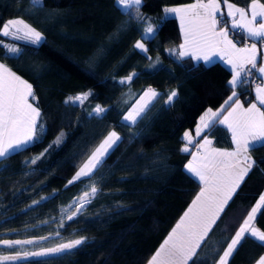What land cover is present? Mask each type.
I'll return each mask as SVG.
<instances>
[{"label":"trees","instance_id":"trees-1","mask_svg":"<svg viewBox=\"0 0 264 264\" xmlns=\"http://www.w3.org/2000/svg\"><path fill=\"white\" fill-rule=\"evenodd\" d=\"M189 1L143 0L142 13L155 23L165 15L166 6ZM230 2L247 7L250 0ZM45 3L43 13L29 15L24 11L29 0H0V27L19 17L45 37L44 43L32 46L0 35V40L24 49L19 58H6L0 47V62L33 85L36 99L30 101L38 105L46 128L42 139L27 150L0 158V239L48 237L16 249L0 245V255L38 251L80 237H86L87 243L71 253L3 264H147L200 190L198 179L184 168L190 155L180 151L185 143L182 137L194 128L205 109L218 107L230 94L229 68L221 61L208 65L188 58L177 62L169 56L166 49L177 48L181 40L175 17L169 16L158 37L146 43L148 55L153 60L159 56L162 63L153 70L151 61L133 48L141 38L138 23L133 21L126 30H119L128 18L116 8L115 0ZM133 72L138 75L130 84L118 83ZM148 87L164 99L154 103L137 125L125 127L122 116ZM172 90L179 95L167 107L164 100ZM238 91L243 99H251L252 89ZM83 92L92 93L83 105L64 103L69 96ZM96 105L108 111L101 117H89L87 113ZM111 129L123 142L94 178L101 192L76 220L68 221L74 200L88 190L90 182L85 179L65 185ZM61 132L63 142L48 148ZM211 135L217 146H231L223 127L217 125ZM251 155L257 165L209 234L206 254L210 249L223 251L264 192V148ZM35 157L40 158L30 163ZM254 226L264 230V214H258ZM263 254L264 246L248 238L229 264H256ZM207 264H213L211 256Z\"/></svg>","mask_w":264,"mask_h":264},{"label":"snow or ice","instance_id":"snow-or-ice-1","mask_svg":"<svg viewBox=\"0 0 264 264\" xmlns=\"http://www.w3.org/2000/svg\"><path fill=\"white\" fill-rule=\"evenodd\" d=\"M223 4L226 13L222 10L221 0H195L188 5L165 8V15L153 23L150 17L142 13L143 0H115L116 8L128 18L119 30H126L133 21L138 23L140 27L137 30L141 31V38L135 42L133 48L151 61L149 67L153 70L161 68L162 63L159 56L153 60L148 55L149 48L146 43L154 41L169 16L174 15L179 19L183 42L178 48L166 49L169 56L177 62L188 58L194 61L202 60L208 65L215 63L214 58H218L230 66L231 74L228 81L231 94L224 103L216 110L208 108L204 111L199 117L195 135L190 131L183 134L182 141L185 143L180 151L191 156L184 168L193 178L198 179L201 184L200 191L156 252L148 259L147 264H207L209 256L212 257L213 264H229L230 258L244 240L252 238L264 246V230L253 225L258 214H264V194H261L243 223L227 240L223 251L210 249L207 254L204 251L209 234L214 232V227L218 226L217 222L222 218V213L229 206L234 194L257 165L251 153L264 148V64L258 66L257 61V44L264 45V3L250 0L248 10L238 7L230 0H223ZM45 6V0H29V7L24 11L29 15L40 14ZM230 30L241 35L245 41H251V44L238 47L229 36ZM0 35L10 37L12 41H24L32 46L45 42L43 32L23 18L5 22L0 27ZM0 47L4 49L3 55L6 58H19L24 51L15 43L3 40H0ZM137 75L135 72L130 73L118 83L130 84ZM254 77L261 80V83L254 86L256 102H248L245 107V103L240 99L242 91L238 89L246 91L252 88ZM91 95V92H83L74 97L69 96L64 103L81 106ZM178 95L176 90L168 93L164 100L165 106L170 107ZM29 98L33 101L36 99L33 85L0 63V158L7 159L13 154L27 150L29 145L39 142L46 133L41 111L38 105L33 106V103L29 102ZM160 99H164L160 92L152 87L145 89L123 115L124 126L131 128L137 125ZM106 111L108 109L96 105L87 115L101 117ZM217 125L225 126L231 133L234 144L232 150L212 147L213 141L209 136ZM63 137L64 133L61 132L48 148L58 147L63 142ZM122 142L123 137L117 131H109L72 179L67 181L65 187L85 179L90 182L88 190L74 200L75 208L67 216L68 221L76 220L101 192L94 178ZM48 148L44 151L47 152ZM190 148H195L196 151L192 152ZM43 155L44 153H41V156ZM39 158L31 159L30 163L35 164ZM33 203L38 204L39 201ZM64 226L62 221L60 227ZM55 235L60 236L61 233L56 232ZM47 239V236L27 240L0 239V245L16 249V246L32 245L38 243V240ZM85 243L87 238L80 237L38 251L16 250L14 255H0V264L29 257L71 253ZM258 264H264V256L259 259Z\"/></svg>","mask_w":264,"mask_h":264},{"label":"crops","instance_id":"crops-1","mask_svg":"<svg viewBox=\"0 0 264 264\" xmlns=\"http://www.w3.org/2000/svg\"><path fill=\"white\" fill-rule=\"evenodd\" d=\"M195 2V0H191V1H189V2H187V3H183V4H178V5H171V6H166L165 8H169V7H179V6H183V5H188V4H191V3H194ZM249 5H250V3L248 4V6L247 7H242V6H238V7H241V8H244V9H246V10H248L249 9ZM221 7H222V10H224L225 11V13H226V7L224 6V4H223V0H221ZM164 8V9H165ZM165 14V13H164ZM172 17H175L174 15H171ZM176 18V17H175ZM249 18H250V16H249ZM177 19V22H178V25H179V28H180V22H179V19L178 18H176ZM180 32H181V29H180ZM231 32H233L232 30H230V32H229V36H230V33ZM230 38H232L233 40H234V42H236L237 43V46L238 47H244L246 44H248V45H250L251 44V41H249V43H247L244 39H243V37L241 36V35H238V34H236L234 37H231L230 36ZM183 42V35H182V32H181V40H180V42H179V44H178V46L181 44ZM178 48V47H177ZM257 48H258V55H257V61H258V66H260L261 64H264V45H260V44H257ZM215 59V61H221V60H219L218 58H214ZM202 61V60H201ZM204 62V61H203ZM221 62H223V61H221ZM1 63V62H0ZM206 63V62H205ZM224 63V62H223ZM225 64V63H224ZM226 65V64H225ZM228 68L230 67V66H228V65H226ZM231 78V77H230ZM230 80V79H229ZM230 94H231V92H230ZM229 94V95H230ZM228 95V96H229ZM227 96V97H228ZM227 99V98H226ZM225 99V100H226ZM240 99H241V101L242 102H244L245 103V107H247V105H248V102H256L255 101V92H254V89H253V93H252V95H251V99L247 102V101H245L242 97H240ZM224 100V101H225ZM224 101L218 106V107H216V108H212L213 110H216V109H218V108H220V106L224 103ZM34 106V105H33ZM259 106V105H258ZM208 109V108H207ZM207 109H205L204 111H206ZM262 110H264V109H262ZM204 111L200 114V116L204 113ZM199 116V117H200ZM199 117H198V119H197V122H196V124H195V126H194V128L192 129V130H187V131H190V132H192L193 133V135H195V128H196V125H197V123L199 122ZM219 126H221V125H219ZM221 127H223L226 131H227V133H228V136H229V143L231 144V146L230 147H225V146H217L216 144H215V137L213 136V135H210L209 136V138L213 141V144H212V147H215V148H218V149H225V150H232L233 148H234V144H233V142H232V139H231V133L227 130V128L225 127V126H221ZM190 151H192V152H195L196 151V149L195 148H190ZM191 159V156L189 157V159H188V161ZM187 161V162H188ZM186 162V163H187ZM200 191V190H199ZM262 194H264V192L262 193ZM195 198V197H194ZM193 201V200H192ZM192 201H191V203H192ZM191 203L189 204V206L191 205ZM188 206V207H189ZM188 207H187V209H188ZM187 209L185 210V211H187ZM184 211V212H185ZM184 212H183V214H184ZM183 214L181 215V217L183 216ZM180 217V218H181ZM180 218L178 219V221L180 220ZM177 221V222H178ZM176 222V223H177ZM176 225V224H175ZM174 225V226H175ZM253 225H254V221H253ZM172 230V229H171ZM168 236V235H167ZM166 236V237H167ZM264 255V254H263ZM262 255V256H263ZM258 263V262H257ZM256 263V264H257Z\"/></svg>","mask_w":264,"mask_h":264},{"label":"built area","instance_id":"built-area-1","mask_svg":"<svg viewBox=\"0 0 264 264\" xmlns=\"http://www.w3.org/2000/svg\"><path fill=\"white\" fill-rule=\"evenodd\" d=\"M235 35H236V34H235L234 32H231V33H230V36H231V37H234ZM246 42L249 43V41H246ZM256 83H261V80H260L258 77H254V84H253V87L250 88V89L253 90V89H254V86H255ZM244 100L248 102V101H249V97L246 96V97L244 98Z\"/></svg>","mask_w":264,"mask_h":264},{"label":"rangeland","instance_id":"rangeland-1","mask_svg":"<svg viewBox=\"0 0 264 264\" xmlns=\"http://www.w3.org/2000/svg\"><path fill=\"white\" fill-rule=\"evenodd\" d=\"M17 18H19V17H17ZM11 19H16V18H11ZM9 20H10V19H9ZM138 97H139V96H138ZM29 102H31V101H30V98H29ZM122 120H123V116H122ZM112 130H114V129H111L110 131H112ZM102 140H103V139H102ZM102 140H101V141H102ZM101 141H100V142H101ZM100 142H99V143H100ZM98 145H99V144H98ZM98 145H97V146H98ZM93 150H94V149H93ZM90 154H91V153H90ZM86 159H87V158H86ZM86 159L83 161V163L86 161ZM83 163H82V164H83ZM82 164H81V165H82ZM81 165H80V166H81ZM80 166H79V167H80ZM77 170H78V169H77ZM77 170H76V171H77ZM76 171H75V172H76ZM74 174H75V173H74ZM71 179H72V178H71ZM246 217H247V216H246ZM246 217H245V218H246ZM242 223H243V222H242ZM239 227H240V226H239ZM255 227H256V226H255ZM256 228H257V227H256ZM263 256H264V255H263ZM257 264H258V263H257Z\"/></svg>","mask_w":264,"mask_h":264}]
</instances>
